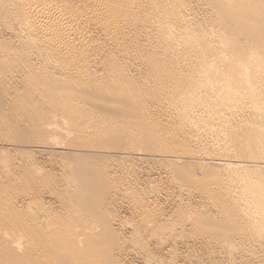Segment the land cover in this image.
I'll return each mask as SVG.
<instances>
[{
  "label": "rangeland",
  "instance_id": "rangeland-1",
  "mask_svg": "<svg viewBox=\"0 0 264 264\" xmlns=\"http://www.w3.org/2000/svg\"><path fill=\"white\" fill-rule=\"evenodd\" d=\"M53 1L58 3L66 1L70 4L73 0ZM72 5L82 7L80 3ZM154 5H158V10L155 9L158 13H155ZM262 6L264 0H140V7L145 11L147 8L148 11L146 15L144 14L146 12L140 8V15L143 14L140 17L142 20L140 21V62H136V66L133 62L134 67L126 65L123 68L125 70L123 74H126L130 83L140 86L138 87L139 102L137 101L140 104L138 114L140 117L135 115L137 111L133 109L117 107L114 104L111 106L110 103L104 108L89 107L87 114L95 118L91 120L95 125L88 123L93 129L78 133L77 125L71 131L68 118L60 120L56 116L57 118L50 117L43 120L41 114L44 110L38 105L33 109L35 103L42 98L36 94H27L23 87H16L13 94L7 98H3L0 94V163L1 166H5L0 170V184L9 181L10 187L15 188L8 189L9 191L2 196L15 202L13 209L2 212V216L10 217V220L14 221L20 220L25 223L27 221L31 229L24 235L28 239L31 235L39 237L48 234L49 231L55 233V228L59 237H63L60 236L62 233L66 235V232L74 236V239L76 235L82 238V235L89 237L91 233L94 236L93 241L96 238L100 241L99 244L103 242L101 250L113 251L115 259L112 264L115 262L118 264H264V232L246 217L247 207L242 195L243 178L246 180L248 178V181L260 191L259 193L264 195V140L259 138L264 135V119L247 105L240 106L236 99L230 103L232 105H228L232 110L234 107L235 111L232 112L231 109L230 111L228 107V110L226 108L222 111V115L217 114L215 104L218 103L216 99L218 96L213 92L215 91L213 88L217 85L214 82L212 83L215 86L203 93V100L201 94L199 95L201 100L193 95L194 99L191 96L187 97L189 100L186 99L187 92H192V88L194 89V85L197 84L196 81L200 79L197 80L199 75L193 73V70L200 69L203 60L198 55L199 46L187 51L183 45V42L190 37L188 35L190 33H194L198 40L214 42L219 34L229 32V40L234 47H237L238 61L226 77V74L222 76L224 81H220V84H224L226 78L238 81L243 72L252 68L251 62L247 59L248 53L264 50V23H260L261 18H264ZM151 10L157 16H152ZM254 14H257V18L256 22L254 20L252 33L231 34L230 28L238 24L237 18ZM182 19L189 23L186 29L177 27ZM6 20L9 23L0 18V49H6V46L9 48V43L13 41L11 33L6 32L8 30L4 24L7 22L6 26L9 27L14 26L15 23L11 18ZM145 22L146 24H143ZM171 23L174 25L172 30L179 34L175 36L179 42L176 48L169 43L171 39L169 41L165 34ZM151 33L156 34L151 35ZM91 34L93 37L96 36L95 40L98 38L93 32ZM2 45L5 47L3 48ZM166 45L171 47L167 48ZM168 49L171 50L170 54ZM161 51L165 55L163 52L161 54ZM154 53L158 57H155ZM156 53H159L163 59ZM154 58L156 60H153ZM14 71L10 66L4 67L1 70L0 81ZM262 96L264 98L263 94ZM16 101L27 104L26 108L18 107ZM207 104H210L209 108L213 106L214 111L207 109ZM98 113L105 114V119L110 115L109 120L112 118L110 122L114 121L97 123L95 121H98L96 120L99 118ZM114 113L118 114L115 115L116 118ZM34 114L36 117L33 116ZM117 116L120 119H117ZM33 118L36 120L31 123L30 120ZM54 125L58 128L59 134H62L64 128L66 129V132L63 131V135L68 136L65 137L66 140L62 139L61 134L56 138L54 133L56 139L52 137V128L56 130ZM32 126L39 129L34 128V131ZM88 131L90 132L85 133ZM122 131L129 132L128 134L133 132L134 135L139 133L138 136L135 135L138 139L137 143L131 146L126 144L131 147H129L131 151L126 145L124 146V141L128 142V140H121L127 135ZM80 134L84 136L81 141L79 140L81 137L77 138ZM52 138L56 143L61 144L60 150L51 148L54 142ZM126 147L127 152H124ZM160 154L162 157H158L161 156ZM222 164L227 167L224 168ZM237 164L242 168L238 172H230L229 166ZM7 169V172L10 169L12 178L7 173L8 179L4 180L6 174L2 173ZM32 170L34 174L31 173ZM186 173L187 177H185ZM67 177L76 179L73 187L69 192L67 191L68 196L65 195L66 191H63V182ZM109 187L115 189L108 190ZM57 188L60 189L59 193H64V197L61 193L62 197L57 198L60 195ZM55 189L58 194L53 193ZM75 194L79 198L85 195L86 204L84 201V205L79 204L80 201L75 199L77 197ZM62 198L67 200L63 203ZM59 202L63 204L60 205ZM66 203L70 207L67 208L68 212L65 208ZM31 213L34 215L31 216ZM29 215L31 217H28ZM33 219L35 223L31 222ZM55 226L61 227L58 228L59 231ZM86 229L88 230L84 231ZM79 232L86 235H81ZM96 233L99 235L97 236ZM105 234L112 236L111 239ZM15 235L14 240L20 238L23 242L27 240L24 236H17L19 235L17 232L14 233ZM100 248L97 254H100L98 252ZM101 254L97 255L99 256V259L96 257L97 261L105 263V256L102 255L101 258Z\"/></svg>",
  "mask_w": 264,
  "mask_h": 264
},
{
  "label": "bare ground",
  "instance_id": "bare-ground-1",
  "mask_svg": "<svg viewBox=\"0 0 264 264\" xmlns=\"http://www.w3.org/2000/svg\"><path fill=\"white\" fill-rule=\"evenodd\" d=\"M16 1H18V0H0V12H1L0 18L3 19V21H7V22H8V20H6V18H11L14 20V23H15L14 26L8 25L9 27L6 26L7 22H5V24H4L5 28L8 30L6 32H8L9 34L11 33V38L13 39V41L9 43L10 44L9 48L6 46V49H0V75H1V70L7 66L12 67L15 71L13 74H8L9 77L7 75L0 81V94L3 98H7L11 94H13V91L16 89V87H18V86L23 87L26 90L27 94H31V95L36 94L42 98V100H38L37 103H35V106L33 109H36L35 107L38 105L40 107V109L44 110V113L42 112V114H41V118L43 120H45V119L47 120L50 117H56V116L59 117L60 120H62V118H68V122H69L68 126L71 128V131H73L72 128L74 129V126L77 125L79 127L78 133H83V131L86 129H93L92 125H95V123L94 122L92 123V121H91L94 117L91 118L90 115L87 114L89 107L104 108V106H106L107 104L110 103L111 106H113V104H114V106H117V107L121 106L122 108L133 109V110L137 111V114H135L136 116L139 114V112H140V110H139L140 106L139 105L140 104H138V102H139L138 99H139L140 94H139L138 87L140 88V86H134L130 83V80L126 77V74L125 75L123 74L124 73L123 71H125V70H123V68H125L126 65H128V66L131 65L134 67L136 62H140V48H141L140 47V43H141L140 42V21H142L140 17H142V15H143V14L140 15V13H141L140 12L141 11L140 10V8H141L140 7V0H73L75 3L82 4L81 8L78 6H73L72 4H75V3H73L72 0H71L72 3H70V4L67 3L66 1L64 3H58L57 1L55 2L53 0H30V1H24V0L20 1L19 0L20 2L18 1V3ZM152 5L153 4H151V7H152ZM142 6H144V4ZM155 9L158 10V5L155 6V8H154L155 13H158V11H156ZM225 9L227 11H231L229 8H225ZM142 10H144V9H142ZM146 11H147V8H146ZM261 11L264 14V6H262ZM147 12L144 14L147 15L148 14ZM155 13L153 12V10H151L152 16L153 15L157 16V14H155ZM2 15L6 18L4 19V17ZM256 18H257V14H254L252 16H248L245 18H237L238 24H235L230 28V32H232L231 34L247 35V34L252 33L254 30V23L256 22V20H255ZM254 20H255V22H254ZM260 23H264L263 17L261 18ZM143 24H146V22ZM188 24L189 23L186 20L182 19V22L179 25H177V27L186 29L188 27ZM143 27H145V25ZM172 28H174V25L171 23V25L169 27H167V31H166L167 33H165V34H167L169 41L171 39V41L170 42L168 41V42L171 45H173L174 48H176V46L178 45L179 42L175 39V36H179V34L175 33L172 30ZM90 30L94 34L98 35V38H96V40H95L96 36L93 37V35L91 34L92 32ZM144 32H145V30H144ZM148 32L149 31H147V33ZM152 32H154V31H152ZM152 34L155 35L156 33H151V35ZM157 34H159V33L157 32ZM145 35H147V34H145ZM188 35L190 37L187 38L183 42L185 50H187V51L193 50L196 48V46H199L200 51L198 52V55L200 57H202L203 61L200 64L201 65L200 69L195 70V71L193 70V73H195L196 75H199L197 80L199 78L200 79H199V81H196L197 84L194 85L195 86L194 89L192 88L193 91L187 92L186 99H188L187 98L188 96L192 97V95L196 96V97L198 96L197 98H199V99H200V96H201V99H202V97L204 98L203 93H206V91L211 90L212 86L214 85L212 82H214L215 85H217V86H216V88L215 87L213 88V90L215 89V91H213V90L212 91L214 92L215 95L218 96L216 98V99H218L217 100L218 103L215 104L216 106L214 104L213 105L215 106V109H217V114L222 115V113H223L222 111H224L226 108H227L226 110H228V107L230 110L231 108L228 105H232L230 103L236 99V101H238V104L240 106L247 105L249 109L253 110L258 115H260V117H262L264 119V98L262 96V94L264 95V50H261L260 52L248 53L247 59L249 60V62H251L250 64L252 65V68L243 72V74L241 75V78L238 81H232V80H229L226 78V81L224 82V84H220V81H222V80L224 81L222 76H224V74H226L225 75V77H226L227 74L234 68V66L236 65V63L238 61L236 58L237 47H234L232 41L229 40V37H228L229 32L219 34L217 36L216 41H214V42L203 41L201 39L198 40L194 36V33H190ZM99 37L101 38L100 40H99ZM168 38H166V40H168ZM146 39H148V38H146ZM154 40H152V41H154ZM159 40H161V39H159ZM150 41H149V45H150ZM156 41H157V38H156ZM198 41H200V42H198ZM142 43H144V42H142ZM151 43H153V42H151ZM169 43H168V45H169ZM157 45H158V42H157ZM2 47L4 48L5 46L2 45ZM157 47H159V46H157ZM166 47H167V45H166ZM170 47L171 46H169L167 48H170ZM173 47H172V49H173ZM149 48H150V46H149ZM164 50H165V48H164ZM168 50H169L168 53L170 54L171 50L170 49H168ZM162 52L163 51H161V54H162ZM165 52H166V50H165ZM153 55L155 57H158L155 55V53ZM157 55H160V54L158 53ZM163 55H165L164 52H163ZM160 58H162L161 55H160ZM153 60H156V58H154ZM159 61H160V59H159ZM133 62H134V65H132ZM49 69H51V70H49ZM131 69H132V67H131ZM130 76H131V74H130ZM195 77H197V76H195ZM137 83L139 84V82H137ZM144 83H146V82H144ZM142 85H143V83H142ZM186 91H188V90H186ZM186 91H184V93ZM207 95H209V94H206L205 96H207ZM25 96H27V95H25ZM192 99H194V98L192 97ZM188 100H186V103L188 102ZM151 101L152 100H150V102ZM183 102H185V101H183ZM16 103H17L18 107L26 108V106H27V104L22 103V102L16 101ZM115 103H117V104L115 105ZM120 103H121V105H118ZM14 106H16V105L14 104ZM155 106H157V105L155 104ZM209 107H210V104H207V109L213 110V108H214L213 106L211 108H209ZM110 110H112V108H110ZM210 110H208V111H210ZM233 111H235L234 107H233L232 112ZM27 112H29V111H27ZM117 113H114V117ZM110 114H111V111H110ZM104 115L105 114H103V113H101V114L98 113V116L96 114V116L99 118L98 119L96 118V120H98V121H95V122L99 123L102 121L103 123H107L106 121H109V123H112L114 121L113 120L112 122H110V120L112 119L111 118L109 120L110 115H109V118H106V119H105ZM119 115H120V113H119ZM33 116L36 117L35 114ZM37 117H39V116H37ZM117 117H118L117 119H120L119 116H117ZM220 118H222V116ZM34 120H36V118L35 119L33 118V120H30V122L32 123V121H34ZM84 122H85V124H83ZM88 123H91L92 125H90ZM109 123H108V126L110 128V131L112 132ZM64 124H66V123H64ZM117 124H119V123H117ZM122 125H123V123H122ZM122 125H121V130L123 127ZM135 125H137V124H135ZM34 126H36V125H34ZM34 126H32L33 130H34V128L36 129V127H34ZM52 127H53V123H52ZM54 127H55V125H54ZM117 127H118V125H117ZM42 128L45 129L44 126ZM38 129H36V130H38ZM44 129H43V131L40 130V132L42 131L44 133ZM55 129L56 130H54L52 128L53 134L51 133V135H53L52 137L54 139H56L58 137L57 135L59 134L58 128L55 127ZM61 130H63V128ZM68 130H69V128H68ZM63 131L66 132V129L64 128ZM63 131H62V134L61 133L60 134L62 135V139L66 140V138L68 136L67 137L64 136ZM114 131H116V129ZM56 132H58V133L56 134ZM89 132L90 131L85 132V133H89ZM122 132L126 133L127 135H126V138L123 137V139H121V140H123V141H124V139L128 140V142L124 141V146L126 144L131 146L134 143L138 142L137 136L139 135V133H138V135L135 134V135H137V136H135L133 132L130 134H128L129 132L127 133L126 131L125 132L122 131ZM54 133L56 135V138L54 137ZM119 134H121V133H119ZM78 137L79 138L81 137L79 139L80 141L84 138V136H82V134L77 136V138ZM53 138L51 139L52 141H54ZM259 138L264 140V135L259 137ZM60 139H61V137H60ZM80 141H79V143H80ZM123 141H121V144L123 143ZM60 145H61L60 143H58V142L56 143V141H54L53 147H51V148L60 150L61 149ZM128 145H126V146L128 147ZM127 147L124 150V152L125 151L127 152ZM129 147H128V149L131 148V147L130 148ZM130 151H131V149H130ZM124 152L121 154L123 155ZM161 153H163V151ZM169 153L170 152H168L167 154H169ZM158 157H162V155L161 156L158 155ZM170 157H172V156H170ZM166 158H168V156ZM174 158H177V157H174ZM175 162L176 161H174V163ZM222 165H221V167H222ZM63 166H64V164H63ZM85 166H86V164H85ZM217 166H220V165L217 164ZM223 166L225 168L226 165H223ZM229 167H230L229 168L230 172H233V173L238 172L242 168L238 164L232 165V166L230 165ZM4 168H5V166H3V165L1 166V163H0V170H2ZM7 171H8V169L6 170L5 173H2L4 175L6 174L4 180H7L8 176H10L12 178V176H11L12 174L9 173V172H11L10 169H9V172H7ZM34 172H35V170H34ZM7 173H9L8 176H7ZM27 173H29V172H27ZM31 173H33V170ZM70 174H72L71 171H70ZM64 175H65V173H64ZM84 175H85V173H84ZM186 175H187V173L185 174V177H187ZM73 176L71 175V177H73ZM40 177H41V175H40ZM71 177H67L66 179L64 178L65 179V182H63L64 188L62 186L61 187L59 186L60 188H63V191H66L65 195L67 194V191L69 192L70 188L73 187V184L76 180L75 177L74 178H71ZM25 178H26V176H25ZM192 179H194V178H192ZM27 181L29 182L30 180H27ZM1 183H2V181H1ZM9 183H10L9 181H5L2 184H0V264H99L101 261L98 262L96 257H98V259H99V256H97V255H100L101 252L103 254H101L100 257L102 258L103 256H105L106 262L103 263L104 261H102L100 264H102V263L103 264H112L114 262L115 256H114L113 251L108 252L105 250L106 252H104L103 250H101L100 247H102L101 245L103 244V242H102V244H99L100 241L97 240L96 238L95 239L98 242L97 241L95 242V239L93 241L92 238L94 236H92L91 233H89L90 235L87 234V235H89V237H87V236L85 237L84 235H82L85 233L81 234L79 232V234H81L83 237L79 238L80 235H76L75 239H74V236H72L71 234L70 235L67 234L68 232H66V235H65L64 233H62L63 231L62 232L60 231L62 234H60V233L59 234H60V236H63V237H59L58 232L56 231V228H55L57 226H55L54 227L55 233H52L51 231H49V232H51V234L49 232H47L48 234L44 233L46 235H42L39 233L42 236L33 237L31 235L28 239L24 235L25 233H29L30 229H31L30 224H28L27 221H26V223L20 222V220L18 221L16 219H15L16 221H14V220H10V217L5 218L4 216H2V212L13 209V207H14L13 204H15V202L12 199L2 197L7 191H9L8 189H10V190L15 189L14 187H10ZM63 183H62V185H63ZM94 183H93V185H94ZM242 183H243L242 195L244 196V204L247 207L246 217H249L248 220L253 222L255 224V226L260 229V231L262 230L264 232V195H262V193H259L260 191L256 188V186L254 187V185L248 181V178H247V180L245 178H243ZM109 189L114 190L115 187H114V189H113V187L112 188L109 187L108 190ZM16 190H18V189H16ZM19 190H21V189H19ZM108 190H107V192H109ZM111 190H110V192H111ZM58 191H60V189H58L57 192ZM204 191H205V189H204ZM54 192H56V189H55V191H53V193ZM57 192H56V194L59 193V192L58 193ZM61 193H59L60 194L59 196L58 195H54V196H58L57 198H59V197L61 198L62 197ZM51 194H52V192H51ZM51 194H49V195L51 196ZM63 194L64 193H62V195ZM75 195H73V198L75 197ZM87 195H89V194H87ZM202 195H204V194H202ZM67 196H68V194H67ZM91 196H93V195H91ZM115 196L117 197V195H115ZM63 197H64V195H63ZM85 197H86L85 195H83V197H80V198L77 196L75 199H78V201H80V202H78L79 204L80 203L83 204L86 201ZM59 199H56V201ZM61 200L64 203L65 200H67V199L62 198ZM71 201H72V199H71ZM74 201H76V200H74ZM113 201H115V200H113ZM60 202H59V204H60ZM72 202H70L71 204L70 203L69 204L72 207H74ZM63 203H61V204H63ZM78 203H76V204H78ZM67 204L68 203H66V206H67ZM85 204H86V202H85ZM112 204H113V202H112ZM66 206H65L66 209L70 208V207H68V206L66 207ZM62 207H64V206L62 205ZM101 207H103V205ZM91 209H92V207H91ZM68 210L69 209H67L66 211L68 212ZM105 210H107V209H105ZM77 211H79V210H77ZM62 212H63V210H62ZM104 212H106V211H104ZM82 213H83V211H82ZM146 213L148 214V212H146ZM86 214H88V213H86ZM92 214H93V212H92ZM107 214H108V212H107ZM33 215L31 213V216H33ZM31 216L29 215L28 217H31ZM37 216H39V215H37ZM74 217H75V215H74ZM85 217H87V215ZM76 218L77 217H75V219ZM79 218H80V216H79ZM234 218H236V217H234ZM28 220H29V218H28ZM77 220H79V219H77ZM236 220H238V218H236ZM32 221L34 222V219L31 220V222ZM65 221H66V218H65ZM73 221H75V220H73ZM91 221H93V220H91ZM29 223H30V221H29ZM71 224H72V222H71ZM99 224H101V223H99ZM36 225H37V223H36ZM71 226H73V225H71ZM61 227H57V230L59 231L58 228H61ZM86 227H88V224ZM37 230H38V228H37ZM74 230H75V228H74ZM87 230L88 229H86L84 231H87ZM91 230H92V228H91ZM34 231H36V230L34 229ZM16 232L19 233V235H17V236H20V237L24 236V237H26L27 240L25 242H23L21 238L19 240L18 239L14 240V239H16V235L14 236V233H16ZM93 233H95V232H93ZM106 233H109V232H106ZM76 234H77V232H76ZM73 235H75V232L73 233ZM98 235L99 234H97V236ZM105 235H106V237L108 236L107 234H105ZM102 236L105 237L104 235H102ZM11 237H15V238L12 239ZM31 237H32V239L30 240ZM108 237L111 239L112 236L111 237L108 236ZM98 244L100 246H98L96 249V246ZM98 248H100L99 249L100 251H98L100 254H97ZM116 252H118V251H116ZM153 261H154V259H153ZM115 264H118V263L115 262Z\"/></svg>",
  "mask_w": 264,
  "mask_h": 264
}]
</instances>
